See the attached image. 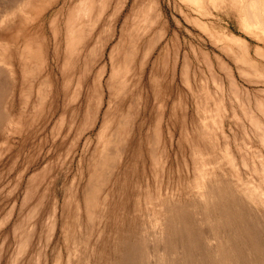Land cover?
I'll list each match as a JSON object with an SVG mask.
<instances>
[{
	"label": "rangeland",
	"instance_id": "374dc122",
	"mask_svg": "<svg viewBox=\"0 0 264 264\" xmlns=\"http://www.w3.org/2000/svg\"><path fill=\"white\" fill-rule=\"evenodd\" d=\"M4 1L6 0H0V4ZM81 1L67 0L64 4L60 2L53 5L42 15L38 14L37 16L35 14L38 17L34 18L35 21L34 19L30 20L29 17H34V11L38 10L27 9V15H31H28V24L24 26H36L39 29V36L43 41L40 60H35L32 56L26 59L28 65L32 64L30 71H32V67L35 68L34 70L36 71H33V73L21 70V62L17 56V51L27 46L29 49L31 45V43L25 45L21 38L14 35L16 29H19V20L17 19L16 21L18 22H14V26L6 32L7 35L2 34L0 28V40H4V43H7L9 47V52L11 51L14 54L11 64L0 62V64L3 63L2 67H0V77H3L10 85V92L6 96L8 99H6V104H8V111L13 118L7 126L0 129V264H45L44 262H47L46 264H67L68 253H74L71 264H104L106 262L105 259H98L94 256L93 249H91L96 246L97 241L100 244L101 240L97 239V237L98 235H104L106 221L98 217L100 221L97 218L95 219L94 228H87L84 225L85 221L87 223V213L84 209L86 204L81 200L85 176L87 177L84 169L94 146V133H96L100 124V116L104 106L98 115L97 124L93 128L87 129L86 134L84 133V136L78 139L77 142L70 137H72L71 134L76 136L73 132L77 128V123L80 124L82 121V109L84 107H80L82 109L74 115V127L70 128L69 133H66L61 128V125L55 124L60 120V114L63 111L62 107L64 108L62 105H66V101L69 100L67 103L70 104L71 108L73 105H84L80 100L78 101V98L75 99L77 96L75 91L77 93L79 91L78 86H80L76 75L74 74L73 77L69 76L71 80L70 84L65 83V80L68 78V76L67 78L65 76V70H69L66 63L64 64L63 57L65 48L64 20L73 13L74 6L76 7L77 4L83 3ZM113 1L110 0L111 3ZM126 1L127 3L122 8L118 21L115 24L117 32H114L115 35L110 40L112 43L109 41L106 46V52L104 51L105 56H103L104 60L99 61L101 64L104 61H108L109 47L116 42L115 39L118 38L120 31L119 24L120 22L122 23L124 14L127 11L129 12L132 0ZM182 1L158 0L159 12L161 11L159 20L162 18L166 19V21L161 20L163 22L161 26L164 25L162 26L164 30L162 29L161 32L164 35L151 46L152 49L148 48V52H150L148 64H146L147 71L150 70L147 72L149 74L148 95H150L148 99V142L143 134L136 169L133 173L136 189L135 195L134 198L128 199L129 201L127 200V212L133 218L132 226L135 225L138 234V228L141 229L145 226V228L148 227L149 232H154V230L159 232L164 216V203L170 201L171 198L186 201L193 195L194 197H198V187L204 186L207 181L217 178L226 179L238 191L248 189L247 193L251 195V198L248 200L251 203L250 205L258 216L264 215V145L260 135L261 129L263 128L264 130V114H262L263 108L261 109L264 102V56L255 50L259 42L253 35L241 28L236 21L227 18L224 13H220L218 6L217 8L208 6V18L205 15L204 17L193 13V15H198L205 20L209 24L207 26H211V29L214 26L212 30L215 33H221L220 35L216 34L218 36L213 35L211 37L209 35L210 28L200 26L184 18L182 11L179 9L180 3L183 6L186 5ZM98 2L100 3L101 1L87 0V3H83L84 5L88 4L90 8L84 14L87 19H84V16L81 18L82 22L84 20V23L77 21V23H80L78 24L79 28L82 24L84 28L87 26L88 29L90 28L88 32L96 28L98 29V27H103V30L107 28L109 14L112 11L111 6H108L105 10L106 5L102 11H99V8H97V6L99 7ZM187 7L185 6V10L189 12L190 6L188 5ZM90 12L96 15H92ZM104 14L106 18L109 16L107 21L106 19L103 20ZM93 16H96L94 17L95 19ZM89 19H92V23ZM29 20L30 22L33 21V24L31 22L30 25ZM93 20L98 21H94L93 23ZM101 21L104 24L99 25ZM159 23L148 27L147 31H142L141 36L138 34L140 43L138 42V47L136 46V49L138 48L137 56L143 51L141 50L143 49L141 48L143 40L146 37L148 39L150 36L153 37L154 31L157 32L160 29ZM38 25L40 26L38 27ZM92 26L93 28H91ZM88 32L86 31V33ZM143 33H146V35ZM151 33L153 35H150ZM227 34L230 35L228 36ZM167 35L170 37L168 38ZM231 35L238 37L239 40L242 38L241 40L249 44L248 56L257 63L256 66H249V68L245 60L240 62L237 60L238 58H236L233 52V43L235 42L231 39ZM125 37L128 40V34ZM141 37L143 38L141 39ZM167 40L171 41V45L169 44L170 56L168 58V67L163 68V64L159 60L166 49L164 45ZM2 41L0 42L1 45ZM91 41L94 42L95 39ZM225 44L226 46H223ZM31 46L34 49L36 44L32 43ZM219 47H224L223 49L226 52H222V48ZM31 48L29 50H32ZM56 52L57 54L59 52V54L57 55ZM203 53L204 55H202ZM122 54L123 52L120 55ZM216 56L220 61L228 65L230 74H226L229 72L222 73L226 71L225 69H217L221 67L217 64L218 59L215 61ZM186 58L188 59L186 60ZM235 59L240 63L238 66L236 65L238 62H234ZM156 61L158 62L157 64ZM186 61L189 62L187 63L189 64L188 71H186L187 73H180L182 71V64L184 65ZM244 62L246 65L243 64ZM173 64L174 71L171 70ZM153 65L157 66H155L157 68L156 72L152 69ZM239 65L240 68H238ZM241 65L249 69H244ZM162 73L164 74L161 75ZM46 74H49L48 77ZM157 75L164 76L165 78H162L166 81L162 83L163 79ZM229 75L230 77L228 78ZM45 77L47 78L45 79ZM151 77H154L152 78V83L155 81L153 86L155 89L157 88L156 96L149 82ZM42 79L46 80V82L43 81L45 82L44 85L42 84ZM159 80L161 81L159 82ZM231 80L234 84L230 86ZM40 83L42 87L40 86L39 88ZM66 85H68L67 87L70 89V92L73 89L71 94L70 92H68L69 94L67 93L69 96L71 95L70 98L69 96L67 98L63 91ZM164 85L166 86L165 88H163ZM76 86L77 88H75ZM41 88L46 92L43 98L39 95V89ZM73 91L75 98L72 95ZM166 93L169 94L167 95ZM42 96L44 95L42 94ZM62 96L65 102L63 98L61 99ZM72 97L73 102H70L72 101ZM39 98L44 101L40 102ZM174 100L176 101V108L173 107ZM78 102L80 103L78 104ZM38 109L39 111L41 109L43 114L39 113ZM172 110L175 118L173 116L171 118L170 111ZM71 111V109H68L67 116ZM71 114L69 115L70 117ZM251 118L253 120L256 119L255 123ZM153 124H156L158 127L153 126ZM154 127L159 128V134L156 135L157 138L155 132L152 135ZM256 128L261 131L258 132ZM63 131H65L66 134H64L67 136L62 137L64 136ZM152 136H155V138ZM86 137V143L89 144V147L83 148ZM60 139L64 142H60ZM70 139L76 142V146L69 143ZM154 139L155 141L157 139V142L153 141ZM152 147L154 148V152L152 151ZM66 150L70 153L67 154ZM50 158L53 160H49ZM44 163L47 164V168L43 165ZM42 165L47 169L46 171ZM37 171H40L38 172L39 174L36 173ZM32 172L34 173V177L31 174ZM60 174L62 175L60 176ZM31 177L32 180L34 179L33 182H31ZM29 185L31 186L28 187ZM238 193L242 194V192ZM124 200L126 201V198ZM55 217L56 221H53ZM75 219H77V223H75ZM65 221L69 225H64ZM41 222L44 226H41ZM53 223L55 226H53ZM48 226L49 228H47ZM41 227H44L43 230ZM51 229H53V232ZM81 229L82 231L85 230V232L82 233ZM99 231L101 234H99ZM80 232L84 236V240ZM74 234L75 237L73 236ZM76 237L77 239L80 237V239L77 240ZM25 238L28 244L26 240L24 244ZM85 238H88V240ZM91 241L96 244L92 246ZM22 246L24 247L22 248ZM58 247L60 248V252H58ZM21 249L23 250L21 251ZM86 252L87 254L84 256ZM58 254L62 256L61 260L60 258L58 260ZM30 256L31 258H29Z\"/></svg>",
	"mask_w": 264,
	"mask_h": 264
},
{
	"label": "bare ground",
	"instance_id": "6f19581e",
	"mask_svg": "<svg viewBox=\"0 0 264 264\" xmlns=\"http://www.w3.org/2000/svg\"><path fill=\"white\" fill-rule=\"evenodd\" d=\"M82 1L83 3L85 2L87 3V0H82ZM100 1H101L100 3L98 2L99 4L97 3L99 7L96 4L97 8H99V11H102L106 5L107 6L105 10L107 9L108 6L109 7L111 6L112 9V11L109 14L110 17L107 15L109 19L107 23V28H105L104 30L102 29L103 27L101 26L102 28L98 27V29L96 28L94 30H91V32L90 31L88 32L90 28L89 29L87 28L88 26L86 25V23L85 25L87 27L84 28L82 24L84 23V20L82 22L81 18L82 16H84V14H86L88 8H90L88 7V4L87 5H84L83 3L77 4L78 7L77 5L76 7L74 6L76 9L73 7L74 10L73 13L70 16H67V18H65L64 20L65 48H64L63 57H64V64L66 63V65L68 66L67 69L70 71L69 72L65 70V76L66 78L68 76L66 80H70L71 76L73 77L74 74L76 75L77 82H80V86H78L79 91L77 93L75 91V94H77L76 98L74 95V91L72 95L74 96L75 99L78 98V101L80 100L81 103H83L84 105L83 106L73 105V107L71 108L70 104L67 103L69 100L65 102L64 97L62 96L61 99L63 98V101L65 102L66 105L62 103L63 104L62 106H64V108L62 107L63 111L62 112L60 111L61 112L60 120L59 121L57 120L58 123L57 122L55 123L61 125V128H63V130H65L66 133H69L68 131H70V128H72L73 124L75 123L74 115L84 107L82 109L83 118L80 117L82 118V121L79 119V121L81 122L80 124L77 123L78 124L77 128L73 132L76 136H73V134H71L72 137H70L72 140H76L77 142L78 139H81V137L84 136V133L86 132L87 129L93 128L97 124V120L99 119L98 115L101 112L102 107L104 106V109L101 112L102 114L100 116V124L98 126L96 133H94L95 136L94 146L91 150V153L88 158V162H86V167L84 169V173H87V177L85 176V180L83 184L84 189L83 192H81V194L83 195L81 197V200L83 203L86 204V207L84 209L86 210L87 213V218H86L87 223L85 221L84 225H86L87 228L89 227L90 229H92L95 226L96 218L98 221H100L99 218L104 219L106 221V231L104 232V235L103 236L98 235L97 237V239L101 240L100 244H98L99 241L96 242L97 244L95 242L92 243L91 241L92 246L96 244L95 247L91 248L93 249L94 256H96L98 259H102V258L105 259L106 262H104V264H264V221H262L264 219V215L258 216L255 213L252 206L250 205L251 203L248 200L249 198H251V195L247 193L249 191L248 189L246 190L243 189L242 191H238V189L237 190L234 189V186L232 184H229L228 181L223 178L210 180L207 181L206 185L199 186L197 190L198 197H194L193 195L190 197V199L186 201L183 200L179 201L178 198H171L170 201L164 203L163 204L164 216L161 221L162 226L159 232L157 230H154V232L153 231L149 232L147 229L148 227L145 228L146 227L145 226L143 227L144 229L138 228L139 230V234H138V231H136L135 229V225L132 226L133 218H131L127 212L128 210L127 200L130 198H134L135 195L136 189H135V183L133 181V173L134 170L136 169V162L138 160L137 158H138L139 149L142 145L141 137L143 136V134L147 138V142H148V99L150 96L148 95L149 74H147V72H149L150 70L147 71V66H146V64H148V55L150 54V52H148L149 51L148 48H151V46H153L158 41V39L162 38V35H164V33L161 32L162 29L164 30V27H162L164 25L161 26V23H163L161 22V20L163 19L166 21V19L162 18L161 20H159L161 11L159 12L158 0H132L131 6H129L130 7L129 12L127 11L126 14H124L123 16L124 19H122V23L120 22L119 24L120 26L118 25L120 27L118 38L115 39L116 42H114L112 45H110L111 47H109L108 61H104L101 64L99 61L104 60L103 59V56H105L104 51L106 52V46L115 35L114 32L116 31L115 30L116 21H118V17L120 16L119 14L122 11L124 5L127 3V1L114 0L112 3L110 2V0L109 1L100 0ZM60 2L64 4L65 2H67V0H6L0 4V28L2 34L7 35L6 32H8L10 28L14 26V22L15 23L18 22L16 21L18 19L19 20L18 23L20 24V26L19 29H16V31L14 32L15 37L21 38L24 41L25 45H29L30 43L31 45L32 43L36 44L35 48L33 46L34 49L31 48L32 47L31 45L29 46V49L31 48L32 50H29L27 46L26 48L17 51L18 52L17 56L19 57V60L21 62L22 71L24 72L28 71L29 73L30 72L33 73V71H36L34 70L35 68L33 67H32V71H30L31 68L30 66L32 64L28 65L26 63L27 61L26 59H28L29 56H32L35 60L36 59L40 60L42 56L43 41L39 36L40 35L38 32L39 29L34 25L33 27L32 26L28 27V25L24 26L25 24H28L27 20L28 17L31 15L28 14L29 15L28 16L27 11L32 9L38 10V11H34L35 13L33 14L34 17L32 16L33 18L29 17L30 20L34 18L36 19L38 14L42 15V13L46 12L51 6L59 4ZM182 2H185L186 5L183 6L180 3L179 9L182 11L184 18L187 21H193L199 24L200 26L206 28L208 27L210 29L211 26L210 27L207 26L209 24H207V22L198 15L207 16L209 14L207 13L209 8L208 6H213L215 8H217L218 6L220 13H224V15L227 18L229 19L231 18L232 20L236 21L241 28L245 29L249 34L253 35L257 39V41L261 45L258 44L255 50L259 54H262L264 56V0H183ZM188 5L190 6V10L188 9L189 12L185 10V6L187 7ZM94 9H96V7H94ZM92 13L90 12V14ZM193 13H197L198 15L195 16L193 15ZM35 14H37V16ZM92 15H96V14H92ZM90 17L92 18L91 15ZM94 17L96 16H93V18ZM83 18L85 19L86 17L84 16ZM107 18L106 15L104 14L103 20L106 19L107 21ZM206 18H208V16ZM91 20L89 19L90 22ZM77 21L82 22L81 27L83 26L82 28H84V30H82L81 27L79 28L78 24L80 23H77ZM94 21L96 20H93V23ZM31 22L33 24V21ZM157 23H159L160 29H158L157 32L154 31L155 33L152 31L154 35L151 33L150 35H153V37L149 35L150 36L149 39L145 36L146 38L145 40H143L142 43L143 46L141 47L143 48L141 49L143 51L141 52L139 51L140 53L137 56L138 48L136 49V46L138 47L137 43L140 41L138 34L139 36H141L140 34H142V31L144 30L147 31L148 27L156 25ZM101 24L104 23H102L101 21L99 25ZM39 26L40 25H38V27ZM93 26L91 28H93ZM213 27L214 26H212V29ZM251 28H253V30L250 31ZM212 29L209 31V35L211 37L216 34L219 35L221 34V33H215L214 30ZM85 30L88 33H86ZM55 32L57 31L55 30ZM126 34H128L129 37L128 40L125 37ZM143 34L146 35V33ZM227 35L229 36L230 34ZM169 37L170 36H168V38ZM230 37L233 40V42H235L233 43L234 44L233 52L235 53L236 58H238L237 60H239V62L245 60V62L248 64L247 65L248 67L256 66L257 63L248 56L249 44L246 43L244 40H241L242 38L239 40V38L236 36L231 35ZM142 38L143 37H141V39ZM90 39L91 40L95 39V41L93 42ZM1 41L2 40H0V42ZM126 41L128 42L126 43ZM4 42L5 41L3 40L2 45L0 43V62L11 64L14 59V54L11 51L9 52L8 50L9 47L7 43L5 44ZM167 42L164 45L166 49L162 53V56L160 55L161 58L159 60L163 64L162 65L163 68L168 67L167 66L168 58L170 56L169 47L171 45L170 44L171 41L167 40ZM223 46H226V44ZM219 48H222L223 50L222 52L224 53L226 52L223 49L224 47H219ZM122 52L123 54L120 55ZM202 55H204V53ZM218 57L220 56L218 55ZM187 59L188 58H186V60ZM217 59L218 58L216 56L215 61ZM237 60L235 59V61L234 60L233 61L237 63L238 62ZM217 62L216 63L218 64V66L220 65L221 67L217 69L220 70L225 69L226 71L224 72L221 71V72L222 73L229 72L226 74L227 75L230 74V71L228 70V65L225 62L220 61V59H218ZM239 62L236 64L237 66L238 64H240ZM245 62L243 64H245ZM157 63L158 62L156 61V64ZM187 63L189 62L186 61L184 65L182 64V71H180V73L181 72L185 73L186 71H188L187 69L189 64ZM2 64H0L1 65L0 67H2ZM37 65L39 64L37 63ZM155 66L156 65H153L152 69L155 70L156 72L157 68H155ZM37 67L36 69H38ZM238 68H240V65ZM173 69H175L174 64L171 70ZM164 73H162L161 75H163ZM47 77H45V79ZM158 77L162 78L164 76H158ZM229 77L230 75L228 76V78ZM152 78L154 77H151L149 82L152 85L151 88L153 90L154 95L156 96L157 88L156 89L154 88L153 83L155 81H153L152 83L153 80ZM164 78H162L163 79L162 83L166 81L164 80ZM66 80H65L66 84L71 83V80L70 81H66ZM43 81L46 82V80L42 79V82ZM160 81L161 80H159V82ZM45 82H43L42 84L44 85ZM42 84L40 83L39 88L40 86L42 87ZM232 84H234V82L231 80L230 86ZM165 85L163 88L166 87ZM168 85H170V83H168ZM67 86L68 85L64 86L65 88L63 87L64 89L63 88L62 89L66 97L68 98L69 96L68 92H70L69 91L70 89H68ZM75 88H77V86ZM39 90H40L39 91L40 97L42 98L45 97L46 95L45 90L42 88ZM72 90L73 89H71V92ZM8 92H10L9 83L3 77H0V129L7 126L11 121V119H13L8 111L9 110L7 108L8 104H6V101L8 100L6 98ZM42 94L44 96H42ZM166 94L168 95L169 93ZM67 98L65 99L67 100ZM39 100L40 102L44 101L41 98H39ZM71 100L72 101L70 102H73V97L71 98ZM79 103L80 102H78V104ZM173 103H174L173 107L176 108V101L174 100ZM260 105L262 104L260 103ZM68 109H71L72 111L69 112L67 116ZM261 109L263 110L262 114H264V102ZM173 110L170 111L171 118L172 116L174 117ZM38 112L40 113L41 109L40 111L38 109ZM70 114L71 117L69 116ZM39 115L41 116V114ZM252 121L255 123L256 119L255 120L252 119ZM156 124H153V126L158 125ZM63 125L64 127H62ZM157 127H154V130L152 131V135H154L153 134L154 132L156 133L155 136L159 134L158 133L159 128ZM261 130L262 132H260V135H261V140L263 141L262 143L264 145V130L263 128ZM261 130L257 129L258 132ZM65 131H63V134L65 133ZM65 134L62 137L67 136ZM155 136L152 137L155 138ZM61 139L59 140L60 142L62 141ZM72 140L69 143L71 145L74 144V146H76V142ZM153 141H155V139ZM86 142H87V137L84 141L83 148L89 147V144H87ZM155 142H157V139ZM74 146L71 147L75 148ZM153 147H152V151L154 152L153 149L154 148L156 149V147L154 148ZM60 151L62 150L60 149ZM130 152L131 154L129 155ZM69 153L67 152V154ZM49 160H53V159L50 158ZM29 161L28 163L31 164V162ZM43 165L47 168L46 163H44ZM27 166L29 165L27 164ZM44 166L43 168H45ZM43 168L41 167L42 170ZM46 168L45 171L47 170ZM40 171H37L36 173L39 174L38 172ZM31 174L33 175L34 173L32 172ZM61 175L62 174H60V176ZM33 180L31 177V182H33ZM30 186L31 185H29L28 187ZM238 192H242V194ZM124 198H126V201L124 200ZM78 205H79V200H78ZM43 221L45 220L43 219ZM53 221H56V217L54 218ZM75 223H77V219H75ZM63 224L66 226L69 225L66 224V221ZM41 226H44L42 225V222H41ZM53 226H55V224ZM101 226L103 227V225ZM41 228L43 230L44 227ZM47 228H49V226ZM42 230H40V232H42ZM142 230L144 231L142 232ZM51 231L53 232V229H51ZM83 232H85V230L82 231V233ZM82 233L80 232L81 235ZM99 234H101L100 231ZM66 236L67 235L65 232V237ZM73 236L75 237V234ZM26 238L23 241L24 244H25V240L27 243ZM88 238L85 239L88 240ZM78 239H80V237ZM83 240H84V236H83ZM24 246H22V248ZM22 250L23 249H21V251ZM58 250H59L58 252H60V248ZM73 254L68 253L69 257L68 260H66L67 264H71ZM86 254L87 252L84 253V256ZM58 255L60 256V254ZM76 255H77V251H76ZM59 256H58V260L59 258L61 260L62 256L60 257ZM29 258H31V256ZM32 261L34 262V260ZM44 263L46 264L47 262Z\"/></svg>",
	"mask_w": 264,
	"mask_h": 264
}]
</instances>
